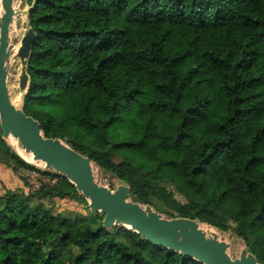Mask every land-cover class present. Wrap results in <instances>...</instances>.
I'll use <instances>...</instances> for the list:
<instances>
[{
  "label": "trees",
  "instance_id": "trees-1",
  "mask_svg": "<svg viewBox=\"0 0 264 264\" xmlns=\"http://www.w3.org/2000/svg\"><path fill=\"white\" fill-rule=\"evenodd\" d=\"M26 1L36 39L23 111L46 137L134 202L231 230L264 264V0ZM3 150L10 161L0 162L32 168L0 138ZM56 177L36 194L0 196V264H200L126 227L104 229L99 215L33 206L34 196L82 199Z\"/></svg>",
  "mask_w": 264,
  "mask_h": 264
},
{
  "label": "water",
  "instance_id": "water-1",
  "mask_svg": "<svg viewBox=\"0 0 264 264\" xmlns=\"http://www.w3.org/2000/svg\"><path fill=\"white\" fill-rule=\"evenodd\" d=\"M35 3L25 11L15 9V0H1L3 13L0 16V130L2 139L14 138L27 154H32L35 162L45 165L73 184L79 195L89 201L92 216L103 217L104 229L123 226L133 230L143 239L192 259L200 264H261L247 247L240 257L233 259L229 244L217 235L209 236L198 221L163 217L150 205H142L131 200L130 188L119 185L116 190L102 186L96 180L94 163L64 141L48 138L39 121L28 116L23 108L15 106L8 87L10 60H19L21 74L19 88L27 94L30 77L27 73L36 39L35 32L28 28L22 37L15 55L11 44V29L19 15L28 17ZM114 185L113 182L110 183Z\"/></svg>",
  "mask_w": 264,
  "mask_h": 264
},
{
  "label": "rangeland",
  "instance_id": "rangeland-1",
  "mask_svg": "<svg viewBox=\"0 0 264 264\" xmlns=\"http://www.w3.org/2000/svg\"><path fill=\"white\" fill-rule=\"evenodd\" d=\"M30 7L31 6L29 5V3L26 0H15V9L17 11H25V10H28ZM28 28H29L28 17L23 16V15H19L15 18L14 24H13L12 29H11V44L14 46V49H15V47H18V48L20 47L21 39L25 35V33L27 32ZM14 49H13L12 55H15L18 52V50H17L15 53ZM20 74H21L20 61L11 59L10 64H9L8 87H9L10 94H11L12 98H15L17 95L20 96V98H21L20 108H23V98H24L25 94L21 93L20 88H19ZM0 138L1 139L3 138L2 135H0ZM4 141L6 142L7 146L11 149L12 152L17 153V155H19L20 157L23 158L22 147L19 143L17 145H15L8 140H4ZM5 150H3V151H5ZM5 153L0 152L1 159H4V160L8 159L10 161V158H8L9 153L7 151H5ZM25 161L27 163H29L32 168H30V169L17 168V167L13 166L12 162H9L8 166L10 168H12L11 171L14 172L10 176L11 180L9 181L10 182L9 183V189H10L9 191H12V192L24 191L26 194H36L37 192H39V190L36 192L31 191V186H30V183L28 182L30 179L29 178V172L36 170V173L39 177H43L44 175L47 176L46 173L51 175V173L45 168L44 164H41L39 162L30 163L27 160H25ZM101 174H102V177H101L99 183L102 186H106L109 189L114 191L117 189V187L119 185H123V183L120 180L112 177L110 174H106L102 171H101ZM0 178L5 182H6V180H8L6 176L0 175ZM111 182L114 183L113 186L110 185ZM22 185L24 186L23 189L20 188ZM168 189L170 192L173 193L174 198L178 202H180L182 204H184L186 202V199L181 194H179L176 190H174L173 188H168ZM6 191H7L6 187H3V189H2V187L0 186V195L1 196L4 195ZM131 200L134 201L135 198L131 197ZM153 203L155 206V208H153V209L156 212L160 213L165 218H169L166 215H164L165 208L159 202L153 201ZM39 204H43L44 207L46 209L50 210L54 215L61 213L62 216L66 217V218H70V219H74L77 216H83V217H88L89 219H93L90 216L91 211H90V207H89V201L83 196H82V199H79V200L66 199V201L61 200V199H59L57 201L56 200H50L46 197L40 199L39 197L34 196L32 198V205L37 206ZM201 225L210 227V228L214 229L219 235H221V237H222L221 240L229 244L228 253L233 259H237L240 257L242 249L245 248L246 246L242 241L238 240L237 238H235L232 235L231 230L229 232H222V231H219L217 228H214L212 226H209L206 224H201ZM230 225L233 227L235 226L233 222H230ZM61 254L65 257H68L71 255H78V251L77 250L67 251V250L62 249Z\"/></svg>",
  "mask_w": 264,
  "mask_h": 264
},
{
  "label": "bare ground",
  "instance_id": "bare-ground-1",
  "mask_svg": "<svg viewBox=\"0 0 264 264\" xmlns=\"http://www.w3.org/2000/svg\"><path fill=\"white\" fill-rule=\"evenodd\" d=\"M3 13V10H2V6H1V0H0V16H1V14ZM15 53H16V51L18 50V47H15ZM12 100H13V103L15 104V106H17V107H19L20 108V103H21V98H20V96H16L15 98H12ZM8 141H10V142H12L13 144H15V145H17L18 144V142L14 139V138H12V137H10L9 139H8ZM22 152H23V154H22V156H23V158L25 159V160H27V161H29L30 163H37V162H35L34 161V159H33V155L32 154H27L23 149H22ZM40 163V162H39ZM41 164H43V163H41ZM94 174H95V178H96V180L97 181H100V179H101V177H102V174H101V171L94 165ZM201 228L209 235V236H214V235H217L218 236V238L221 240L222 239V237H221V235H219L214 229H212V228H210V227H207V226H203V225H201ZM236 244V243H235ZM239 245V244H238ZM241 247V246H240Z\"/></svg>",
  "mask_w": 264,
  "mask_h": 264
},
{
  "label": "built area",
  "instance_id": "built-area-1",
  "mask_svg": "<svg viewBox=\"0 0 264 264\" xmlns=\"http://www.w3.org/2000/svg\"><path fill=\"white\" fill-rule=\"evenodd\" d=\"M49 172L51 173V175L46 173L47 176L44 175L43 177H39L36 173V170L29 172L30 179L28 182L30 183L32 192L40 190L44 185H55L57 183L58 178L56 177V175L58 174L54 171Z\"/></svg>",
  "mask_w": 264,
  "mask_h": 264
},
{
  "label": "crops",
  "instance_id": "crops-1",
  "mask_svg": "<svg viewBox=\"0 0 264 264\" xmlns=\"http://www.w3.org/2000/svg\"><path fill=\"white\" fill-rule=\"evenodd\" d=\"M11 169L12 168H10L8 165H6V164H4V163H2V162H0V175L1 176H6L7 177V179L8 180H6V182L5 181H3L1 178H0V186L2 187V189H3V187H6L7 188V191H9L10 189H9V181L11 180V174H13L14 172H12L11 171ZM20 188H24V186L22 185ZM1 196V195H0ZM54 200H59V198H55ZM62 200V199H61ZM63 200H65L66 201V199H63ZM68 201V200H67Z\"/></svg>",
  "mask_w": 264,
  "mask_h": 264
}]
</instances>
